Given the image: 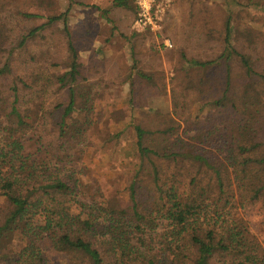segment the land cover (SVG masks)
I'll return each instance as SVG.
<instances>
[{"label":"trees","instance_id":"obj_1","mask_svg":"<svg viewBox=\"0 0 264 264\" xmlns=\"http://www.w3.org/2000/svg\"><path fill=\"white\" fill-rule=\"evenodd\" d=\"M112 5L137 13L133 0ZM1 20L0 264H49L45 241L67 264H264V244L235 213L248 204L264 212V70L236 47L231 18L216 59L183 58L187 67L223 71L224 81L215 80L223 91L207 105L213 107L207 121L231 123L232 136L216 140L214 130L199 128L185 140L174 126L137 125L124 206L98 202L75 169H61L75 163L95 113L68 12L17 44L9 43ZM57 22L67 37L64 62L17 61L31 38ZM234 63L243 72L237 83Z\"/></svg>","mask_w":264,"mask_h":264},{"label":"rangeland","instance_id":"obj_2","mask_svg":"<svg viewBox=\"0 0 264 264\" xmlns=\"http://www.w3.org/2000/svg\"><path fill=\"white\" fill-rule=\"evenodd\" d=\"M235 2L252 6L237 7ZM158 3V28L141 30L136 28L137 13L113 7V0H0L5 23L1 21L12 44L21 36L27 38L30 30L49 18L68 12L71 40L83 66L84 81L93 89L95 113L84 143L73 152L75 163L61 169L63 174L75 169L98 202L128 203L126 190L135 173L130 153L137 125L153 131L174 126V133L185 140L194 137L199 128L214 130L216 140L232 136L231 123L207 121L213 114V107L207 105L223 91V83L215 81L216 77L224 81L223 71L187 67L183 58L200 62L216 59L224 48L228 18L236 31V47L256 60L258 70H264V0ZM27 46L17 61L35 56L64 62L67 37L62 23L31 38ZM233 70L237 83L243 72L237 63ZM235 213L264 244L260 205H240ZM42 245L49 264H67L65 255L49 242Z\"/></svg>","mask_w":264,"mask_h":264},{"label":"built area","instance_id":"obj_3","mask_svg":"<svg viewBox=\"0 0 264 264\" xmlns=\"http://www.w3.org/2000/svg\"><path fill=\"white\" fill-rule=\"evenodd\" d=\"M137 8L136 28L145 30L158 28L161 5L158 0H133Z\"/></svg>","mask_w":264,"mask_h":264}]
</instances>
